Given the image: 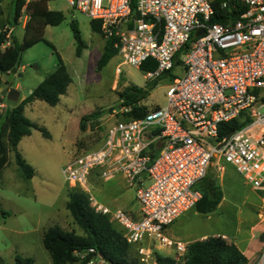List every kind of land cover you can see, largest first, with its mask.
<instances>
[{
    "label": "built area",
    "instance_id": "1",
    "mask_svg": "<svg viewBox=\"0 0 264 264\" xmlns=\"http://www.w3.org/2000/svg\"><path fill=\"white\" fill-rule=\"evenodd\" d=\"M234 1L246 8L217 22L211 21L212 0H66L99 21L106 37H115L117 74L121 64L140 67L147 58L156 62L148 78L175 65L182 69L180 76H170L165 105L117 120L99 146L61 168L68 186L88 193L93 209L122 231L142 263L156 264L158 246L174 247L173 257L183 262L187 243L170 239L164 229L201 198L195 184L214 153L264 199V0ZM235 119L240 126L216 149L225 137L219 138V124ZM93 171L106 180L122 174L135 187L141 217L96 201L87 189ZM75 255L78 264H109L92 247ZM258 264H264V249Z\"/></svg>",
    "mask_w": 264,
    "mask_h": 264
},
{
    "label": "rangeland",
    "instance_id": "2",
    "mask_svg": "<svg viewBox=\"0 0 264 264\" xmlns=\"http://www.w3.org/2000/svg\"><path fill=\"white\" fill-rule=\"evenodd\" d=\"M45 1L49 9L61 11L63 18L58 24L44 27L43 36L52 45L38 40L23 50L20 65L11 78L0 72V90L13 87L19 91L15 101L0 95L4 103L0 115L23 99L55 68L56 53L62 58L72 81L55 105L35 99L24 106L23 114L43 127L48 136L31 128L30 134L22 136L17 144L18 151L34 169L31 178H22L13 161V152L9 153V162L0 175V264H15L16 255L30 257L34 264H52L42 242L43 229L58 224L64 230L75 228L79 231L65 207L69 186L61 172L62 166L77 153L99 146L107 129L124 117L125 108L119 104V91L129 84L144 86L154 79L148 78L139 67L126 63L120 65L117 74L115 65L120 58L116 54L100 70L97 69L96 62L106 39L104 33L93 32L90 18L69 6L66 0ZM12 10L13 0H0V28L7 30L8 40L12 32L15 40L21 42L25 34L21 24L27 19L29 9L23 7L18 23L12 21ZM71 20L77 23L85 42L79 56L75 55ZM171 74L180 76L181 67L175 65L169 73L164 72L157 78L140 101L146 111L166 104L165 93ZM94 111L102 114L86 120L85 129H80V117ZM255 133L256 129L249 132L250 135ZM208 141L215 142L212 138ZM207 171L215 176L225 201L215 211L197 215L191 223L192 229L209 234L222 231L231 236L235 229L240 235H249L248 229L255 226L259 231L256 235L264 240V201L260 191L246 182L219 154L210 161ZM87 189L98 202L111 209L120 207L123 198L128 203H135L134 188L120 173L106 180L93 171ZM260 253L255 264H258ZM129 254L137 258L134 245Z\"/></svg>",
    "mask_w": 264,
    "mask_h": 264
},
{
    "label": "trees",
    "instance_id": "3",
    "mask_svg": "<svg viewBox=\"0 0 264 264\" xmlns=\"http://www.w3.org/2000/svg\"><path fill=\"white\" fill-rule=\"evenodd\" d=\"M223 1L212 0L211 21L224 22L226 18L236 17L246 8L244 4L234 0H225L226 5L223 6ZM25 6L29 11H27L25 34L21 42L15 40L12 32L9 33L10 40H8L7 30L0 28L1 73H6L13 67L18 68L23 50L38 40L52 45L43 36L44 27L47 24H58L63 18L62 12L49 9L45 0H13L12 21L14 23H18ZM135 15L136 11L133 9L131 16ZM89 24L93 32L103 33L99 21L90 19ZM70 27L76 45L75 55L79 56L85 47V42L74 20L70 21ZM114 40L115 37H106L103 50L96 62L97 69L100 70L116 54ZM187 46L188 43H185L180 52H184ZM56 55L55 68L46 74L23 99L7 109L2 116L0 115V175L9 162L10 152H13V161L22 178L29 179L34 173L33 167L18 151L17 144L22 136L30 134L31 128L39 129L45 137L48 133L43 127L30 121L23 114V109L27 103L35 99L55 105L60 96L66 92L72 78L60 55L58 53ZM155 67L154 59L147 58L139 68L147 72L154 70ZM170 76L174 77L172 74ZM157 78L155 77L144 86L129 84L118 92L119 104L126 108L122 119L141 117L146 113V108L140 101L155 85ZM101 114V111H94L82 115L78 122L80 129H85L86 120ZM240 124L236 119L220 123L219 138L226 136L230 130L236 129ZM195 188L200 190L201 198L193 208L202 214L214 211L222 198V190L216 183L215 176L206 170L204 176L196 182ZM66 195L65 207L72 218V223L79 228V231L75 228L64 230L58 224L49 225L43 229L42 242L49 252L52 264H78L79 258L75 255V251L89 247H92L95 253H98L109 264H139L138 258L131 257L129 254L131 245L123 237L122 231L109 220L107 215L93 209L86 191L80 187H67ZM153 255L156 264H247V258L241 249L221 235H209L204 239L189 242L183 262L157 250H154ZM15 264H34V260L30 257L16 255Z\"/></svg>",
    "mask_w": 264,
    "mask_h": 264
},
{
    "label": "crops",
    "instance_id": "4",
    "mask_svg": "<svg viewBox=\"0 0 264 264\" xmlns=\"http://www.w3.org/2000/svg\"><path fill=\"white\" fill-rule=\"evenodd\" d=\"M26 20H24L21 24V26L23 28H24ZM127 184L134 188L133 197H134L135 203H128L127 199L123 198L122 205L120 207H116V208H121V209L128 211L133 218L137 219V218L141 217V213H140L139 203H138L136 196H135V187L133 185H130L128 182H127ZM261 198H262V196H261ZM262 200L264 201L263 198H262ZM224 201H225V198H224V194H223V196H222L221 200L219 201V203L217 204L216 208L220 207V205H222V203ZM104 205H106V204H104ZM216 208H215V210H216ZM191 209H193V208H191ZM189 210L190 209L181 213L172 223H170L169 225H167L165 227V229H164L165 234L170 239L177 240V241H183V242L188 244L189 242L194 241V240L204 239L205 237H207L209 235H221L227 241L233 242L234 244H236L241 249V251L243 252V254L247 258V264H255L256 263L258 254L262 251V249H264V247H263L264 246V240L260 239L259 234L256 235V233H258L259 231L256 230L255 226H250V228L248 229V232H250L251 234H249V235L247 233L240 235V234H238L237 229H235V232L231 236H229L228 234H226L225 232H222V231H218V232H214V233L209 234L205 231H199V230H193L192 229L191 223L194 221L195 217L197 215H204V214L199 213L196 210H194V211H189ZM156 250L158 252L164 254V255H168V256H172V257L175 255V250H174V247H172V246H158ZM144 264H146V263H144Z\"/></svg>",
    "mask_w": 264,
    "mask_h": 264
},
{
    "label": "water",
    "instance_id": "5",
    "mask_svg": "<svg viewBox=\"0 0 264 264\" xmlns=\"http://www.w3.org/2000/svg\"><path fill=\"white\" fill-rule=\"evenodd\" d=\"M201 32H202V30L200 29V30L196 31L195 34L197 35ZM15 72H16V67H13L8 72H6L5 74L8 75L9 78H11ZM0 95L1 96L5 95L8 100L15 101L19 97V91L13 87L3 88L0 90ZM230 133L231 132H229L224 137V139L216 145V149H219L225 143V141L227 140ZM216 155H217V153H214V156H216Z\"/></svg>",
    "mask_w": 264,
    "mask_h": 264
}]
</instances>
